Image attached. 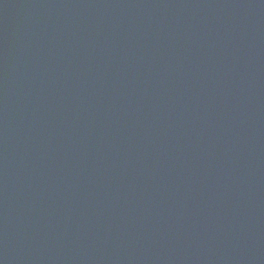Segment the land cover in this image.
Instances as JSON below:
<instances>
[{
    "label": "water",
    "instance_id": "1",
    "mask_svg": "<svg viewBox=\"0 0 264 264\" xmlns=\"http://www.w3.org/2000/svg\"><path fill=\"white\" fill-rule=\"evenodd\" d=\"M0 264H264V0H0Z\"/></svg>",
    "mask_w": 264,
    "mask_h": 264
}]
</instances>
